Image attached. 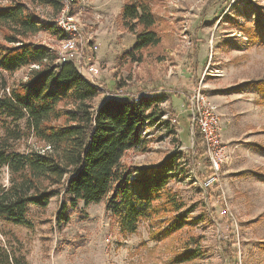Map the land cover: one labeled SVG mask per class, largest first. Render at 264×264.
Wrapping results in <instances>:
<instances>
[{
	"label": "rangeland",
	"instance_id": "rangeland-1",
	"mask_svg": "<svg viewBox=\"0 0 264 264\" xmlns=\"http://www.w3.org/2000/svg\"><path fill=\"white\" fill-rule=\"evenodd\" d=\"M22 2L42 22L53 24L57 14L48 6ZM123 3L77 0L73 5L83 33L92 35L98 45L94 58L100 88L94 104L120 87L133 95L158 93L163 98L160 110L176 119L148 127L147 150L130 151L124 161L144 167L180 152V179L169 187L192 206L189 218L194 225L189 232L200 237L205 250L201 258L180 264H264V41L257 35L264 33V0H152V11L161 19L157 29L162 39L143 51L140 62L123 57L135 43V36L121 23ZM59 39L57 30L27 37L48 47L56 61ZM31 67L0 72V84L3 79L9 86L25 80ZM184 74L191 86L201 82L216 104L221 144L229 154L219 166L217 186L208 192L203 185L208 159L201 138L196 142L191 134L186 101L191 88L182 85ZM33 143L31 138L21 140L15 148L24 151ZM8 177L2 168L0 187L8 184ZM63 200L61 194L53 196L43 212L32 207V228L0 220V244L12 246L28 264H173L176 236L149 242L145 223L136 235L123 237L103 203L71 207L66 200L68 221L59 224ZM225 249L233 254L231 263L223 255Z\"/></svg>",
	"mask_w": 264,
	"mask_h": 264
},
{
	"label": "trees",
	"instance_id": "trees-1",
	"mask_svg": "<svg viewBox=\"0 0 264 264\" xmlns=\"http://www.w3.org/2000/svg\"><path fill=\"white\" fill-rule=\"evenodd\" d=\"M33 1L45 4L54 15L63 2ZM151 5L152 0H124L122 5L121 23L135 36L123 57L132 62H140L144 50L161 42L157 29L161 19ZM40 30L56 32L52 22H42L22 0H0V72L12 74L34 66L25 80L9 86L3 79L0 84V170L9 174L8 184L0 187V220L32 228L30 209L43 212L50 199L61 194L59 224L68 221L66 200L71 207L103 203L123 237L136 235L147 223L149 242L176 236L171 263L201 258L205 250L200 237L189 232L193 208L169 187L180 179V152L144 167L124 161L130 151L147 150L142 134L146 127L164 123H157L164 113L159 107L162 95L143 94L137 101L108 97L94 104L100 87L72 62L58 63L48 47L27 40ZM257 35L264 41V33ZM193 137L196 142L201 138L196 127ZM29 138L34 143L26 150L15 148L16 142ZM208 168L204 182L214 174L209 163ZM216 186L213 181L204 188L208 192ZM140 244L145 246L146 241ZM223 255L231 263L233 254L225 249ZM0 264L28 262L12 246L0 244Z\"/></svg>",
	"mask_w": 264,
	"mask_h": 264
},
{
	"label": "built area",
	"instance_id": "built-area-1",
	"mask_svg": "<svg viewBox=\"0 0 264 264\" xmlns=\"http://www.w3.org/2000/svg\"><path fill=\"white\" fill-rule=\"evenodd\" d=\"M77 0H63L62 7L53 19L54 28L61 36L59 39L58 63L72 62L78 72L89 82L100 87L97 83L99 75V65L96 61L95 51L98 45L90 34L82 31V22L77 13L73 12V5ZM205 86L200 82L191 87L186 96L187 106L190 112V129L194 134L195 127L199 130L202 138V147L211 165L214 174L204 182V186L209 182L216 181L218 170L222 161H226L229 154L221 144V121L216 104L204 93ZM144 93L133 95L125 92L124 88L106 92L108 97H127L134 101ZM157 123L168 121L170 124L176 122L175 118H169L164 112ZM144 138L150 137L148 127L142 132Z\"/></svg>",
	"mask_w": 264,
	"mask_h": 264
},
{
	"label": "crops",
	"instance_id": "crops-1",
	"mask_svg": "<svg viewBox=\"0 0 264 264\" xmlns=\"http://www.w3.org/2000/svg\"><path fill=\"white\" fill-rule=\"evenodd\" d=\"M182 77L184 78V79H182V85H185V88H186L187 90L190 89L192 86L188 83V80H187L188 77H187V75L184 74ZM147 94H153V93H147ZM103 99H104V98H103ZM103 99H102V100H103ZM102 100H101V101H102ZM101 101H100V102H101ZM100 102H99V103H100Z\"/></svg>",
	"mask_w": 264,
	"mask_h": 264
}]
</instances>
